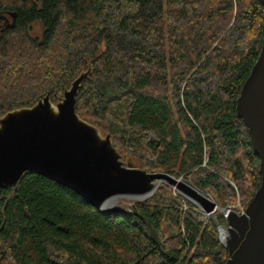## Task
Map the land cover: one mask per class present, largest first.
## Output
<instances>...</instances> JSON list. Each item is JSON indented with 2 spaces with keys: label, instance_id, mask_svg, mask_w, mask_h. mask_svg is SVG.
Segmentation results:
<instances>
[{
  "label": "trees",
  "instance_id": "obj_1",
  "mask_svg": "<svg viewBox=\"0 0 264 264\" xmlns=\"http://www.w3.org/2000/svg\"><path fill=\"white\" fill-rule=\"evenodd\" d=\"M263 40L260 0H0V117L59 103L92 66L81 119L136 167L247 208L260 158L237 100ZM188 204L162 185L101 211L28 171L0 191V264H225L215 223Z\"/></svg>",
  "mask_w": 264,
  "mask_h": 264
},
{
  "label": "water",
  "instance_id": "obj_2",
  "mask_svg": "<svg viewBox=\"0 0 264 264\" xmlns=\"http://www.w3.org/2000/svg\"><path fill=\"white\" fill-rule=\"evenodd\" d=\"M260 2L264 5V0ZM91 73L92 66L81 73L57 104L48 94L32 107L0 117V191L15 186L25 172L34 171L101 210L107 200L117 195L147 199L156 184L165 181L194 199L216 227L228 229L226 242L218 230L229 253L225 264H264V40L237 100L238 116L260 158L261 185L246 214L232 211L226 226H221L214 215L217 203L195 186L182 177L138 168L131 159L125 162L126 157L114 147L110 134L103 136L97 127L79 117L77 95ZM150 192V196L139 198Z\"/></svg>",
  "mask_w": 264,
  "mask_h": 264
},
{
  "label": "rangeland",
  "instance_id": "obj_3",
  "mask_svg": "<svg viewBox=\"0 0 264 264\" xmlns=\"http://www.w3.org/2000/svg\"><path fill=\"white\" fill-rule=\"evenodd\" d=\"M35 34L36 35H38L39 34V30H38V28L36 27V31H35ZM149 138H155V136L154 135H152V134H149ZM128 160L127 159H125V162H127ZM175 177V176H174ZM175 178H177V177H175ZM178 178H181V177H178ZM177 178V179H178ZM182 180H184L183 178H182ZM186 181V180H185ZM187 182H189V181H187ZM190 183V182H189ZM191 184V183H190ZM162 185H168V186H170L169 184H167L165 181H161L160 183H158L157 184V188L155 189V191L153 192V194L158 190V188L159 187H161ZM191 185H193V184H191ZM171 187V189H172V193H173V196H174V189H175V187L173 188L172 186H170ZM182 193V192H181ZM152 194V195H153ZM151 195V196H152ZM184 199H185V201H186V203H187V206H188V210L189 209H191V208H193V207H191L189 204H188V202L189 203H192L193 205H194V209H198V213L200 214L199 215V219L201 220V221H203V222H205V223H208V221H209V219H208V216L205 214V212H203V210H201V208H199L198 206L199 205H196V204H194V199H193V201L191 200V199H189L187 196H185L183 193L182 194H180ZM150 196V197H151ZM208 196V195H207ZM150 197H148V198H150ZM209 197V196H208ZM147 198V199H148ZM174 198H176L175 196H174ZM209 198H211V197H209ZM176 199H178V198H176ZM212 199V198H211ZM143 200H146V199H138V198H135L134 196H129V195H117V196H114V197H111L109 200H107V202L105 203L106 204V206H105V204L103 205V207L101 208V211H112V210H117V209H123V210H130V207H131V204L132 203H134V202H138V201H143ZM180 200V199H179ZM213 200V199H212ZM182 201L180 200V203H181ZM108 203V204H107ZM220 208V207H219ZM225 208V207H224ZM241 208H243V209H245L246 210V208H244L242 205H241ZM181 210H182V204H181ZM187 210V211H188ZM216 212H220V210H217V211H215L214 212V215H215V213ZM215 217H216V215H215ZM217 220V219H216ZM227 225V224H226ZM218 234H219V231H218Z\"/></svg>",
  "mask_w": 264,
  "mask_h": 264
},
{
  "label": "built area",
  "instance_id": "obj_4",
  "mask_svg": "<svg viewBox=\"0 0 264 264\" xmlns=\"http://www.w3.org/2000/svg\"><path fill=\"white\" fill-rule=\"evenodd\" d=\"M180 194H182L181 191L178 188L175 187V189H174V196L182 201L181 202V204H182V211L183 212H186L188 210V206H187V203H186L185 199ZM199 208H201V207H199ZM201 210H203V209L201 208ZM217 210H220V212L223 214V216H224V218L226 220L228 219V217H229V215H230V213L232 211H236L239 215H245L246 214V210L243 209V208H241L240 202H238L237 205L236 206H233V207L232 206H227L225 208H219V207H217L216 211ZM194 211L199 212L198 209H194ZM203 212H205V211L203 210ZM205 214L208 216V219L210 220L211 217L206 212H205ZM217 229L220 231V227H217Z\"/></svg>",
  "mask_w": 264,
  "mask_h": 264
},
{
  "label": "bare ground",
  "instance_id": "obj_5",
  "mask_svg": "<svg viewBox=\"0 0 264 264\" xmlns=\"http://www.w3.org/2000/svg\"><path fill=\"white\" fill-rule=\"evenodd\" d=\"M158 183H160V182H158ZM157 183V184H158ZM157 184H156V186H155V189L157 188ZM189 185H191V184H189ZM192 186V185H191ZM153 192V191H152ZM152 192H150V193H148V194H145L144 196H139V198H146V197H148V196H150L151 195V193ZM197 192L199 193V191L197 190ZM106 203V202H105ZM104 203V204H105ZM108 204V203H107ZM105 206H106V204H105ZM103 207V206H102ZM220 233H221V238H222V240L224 241V242H226L227 241V237L229 236V232H228V229L227 228H225V227H220Z\"/></svg>",
  "mask_w": 264,
  "mask_h": 264
}]
</instances>
